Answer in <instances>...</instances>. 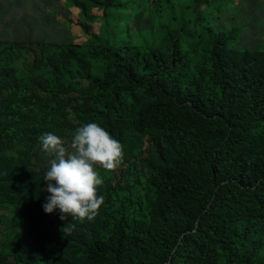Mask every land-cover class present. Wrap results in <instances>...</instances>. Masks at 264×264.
Returning <instances> with one entry per match:
<instances>
[{"label": "trees", "instance_id": "trees-1", "mask_svg": "<svg viewBox=\"0 0 264 264\" xmlns=\"http://www.w3.org/2000/svg\"><path fill=\"white\" fill-rule=\"evenodd\" d=\"M69 1L87 42L0 41L51 72L0 64V264H264V43L217 0ZM73 138L107 177L37 167Z\"/></svg>", "mask_w": 264, "mask_h": 264}, {"label": "rangeland", "instance_id": "rangeland-1", "mask_svg": "<svg viewBox=\"0 0 264 264\" xmlns=\"http://www.w3.org/2000/svg\"><path fill=\"white\" fill-rule=\"evenodd\" d=\"M264 1V0H261ZM205 0H201V10L207 11V3ZM63 4L65 6H63ZM23 7V5H20ZM218 10L212 11L210 17H216L222 20L226 24V28L233 25H239V23L244 24L241 34L243 35L242 44L240 46H251L256 48L260 47L264 43V4L261 3L257 6L256 0H217ZM26 7V6H25ZM16 9V8H15ZM14 9V10H15ZM138 10V8H137ZM95 14L101 15V11L95 8L93 10ZM138 11H136L137 13ZM50 15L55 18V21L49 30L40 29L42 25L34 24L29 22L34 31L31 32H11L5 28L0 29V40L5 41L10 39L16 40L15 36L19 40L30 39L35 43L39 40L46 43H55L58 45H66L69 43H85L88 40V36L84 33L82 28L75 24L73 21L82 19L81 11L74 7V5L69 0H60L59 4L55 5L50 11ZM143 16V15H142ZM145 19H150L149 15H144ZM204 16V15H203ZM238 18L236 21L232 18ZM8 18V17H5ZM143 18V17H142ZM205 22H212L213 19L205 17ZM13 21V19H12ZM11 21V23H12ZM218 20L215 19V22ZM138 22V21H136ZM204 22V21H203ZM216 22V24H217ZM239 22V23H238ZM19 23H22L20 20ZM91 27L94 32L99 31L100 20L97 19L96 22H90ZM211 24V26H213ZM214 24V25H216ZM16 25V24H14ZM218 25V24H217ZM9 28V27H8ZM176 36V34H175ZM179 40L181 41L180 37ZM180 46L183 49L187 48L186 43L180 42ZM250 47V48H251ZM8 48V49H7ZM0 48V64L4 63L11 67H16L18 69V75H28V76H38V74L45 73L46 76L51 75L45 60L40 61L36 64L33 62V55H26V53H19L17 51L10 52V48ZM38 51V49H36ZM55 51L62 55L63 51L60 48L52 50L54 54ZM65 144L60 142H54L47 145L45 153L39 151L37 161V167H44L47 170H52L56 172L64 183H75V184H87L89 182H100L104 177H107L108 171L114 168V165L107 164L101 161H94L90 158V146L84 141V139L73 138L72 140H64ZM118 170L119 166H115ZM9 218L18 216L17 212L13 209L8 212H4ZM26 224L25 220L19 224L20 229H15L13 232L21 235V232L25 230ZM12 230V229H11ZM8 239H13L12 237Z\"/></svg>", "mask_w": 264, "mask_h": 264}, {"label": "crops", "instance_id": "crops-1", "mask_svg": "<svg viewBox=\"0 0 264 264\" xmlns=\"http://www.w3.org/2000/svg\"><path fill=\"white\" fill-rule=\"evenodd\" d=\"M60 0H0V29L7 27L11 32H31L34 31L31 25H28L29 22L42 25L40 29L49 30L50 26L53 25L55 18L50 15V11L55 8V5L59 4ZM251 0H249L250 2ZM257 6H260L261 3L264 4V1L257 0ZM20 5H23L21 7ZM26 6V7H25ZM63 6H65L63 4ZM76 7V6H74ZM16 8V9H15ZM77 8V7H76ZM15 9V10H14ZM79 9V8H77ZM80 10V9H79ZM81 11V10H80ZM8 17V18H5ZM13 19V21H12ZM22 20V23H19ZM80 20V19H79ZM12 21V23H11ZM78 20L73 21L77 24ZM16 24V25H14ZM9 27V28H8ZM3 34V32H0ZM16 40L8 38L4 42H30L32 40H19L17 35L15 36ZM2 41V40H0ZM41 41V40H39ZM44 42V41H41Z\"/></svg>", "mask_w": 264, "mask_h": 264}]
</instances>
